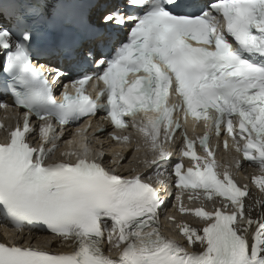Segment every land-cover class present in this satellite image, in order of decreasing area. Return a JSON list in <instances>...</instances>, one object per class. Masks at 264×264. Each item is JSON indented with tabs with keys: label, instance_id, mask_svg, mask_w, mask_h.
<instances>
[{
	"label": "snow or ice",
	"instance_id": "obj_1",
	"mask_svg": "<svg viewBox=\"0 0 264 264\" xmlns=\"http://www.w3.org/2000/svg\"><path fill=\"white\" fill-rule=\"evenodd\" d=\"M0 55V264H264V0H0Z\"/></svg>",
	"mask_w": 264,
	"mask_h": 264
},
{
	"label": "bare ground",
	"instance_id": "obj_2",
	"mask_svg": "<svg viewBox=\"0 0 264 264\" xmlns=\"http://www.w3.org/2000/svg\"><path fill=\"white\" fill-rule=\"evenodd\" d=\"M190 221H191V220H190ZM191 223L193 224V226H195V227H199L198 224H197V222H195V221H191Z\"/></svg>",
	"mask_w": 264,
	"mask_h": 264
}]
</instances>
